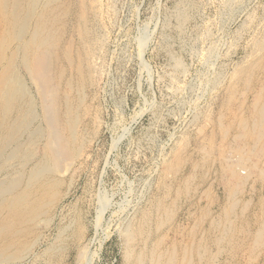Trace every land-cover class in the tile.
I'll return each instance as SVG.
<instances>
[{
  "label": "rangeland",
  "instance_id": "rangeland-1",
  "mask_svg": "<svg viewBox=\"0 0 264 264\" xmlns=\"http://www.w3.org/2000/svg\"><path fill=\"white\" fill-rule=\"evenodd\" d=\"M63 2L50 7L59 17L51 15L50 8L46 15L59 21L48 23H54L50 36L56 41L59 64L68 79L73 76L75 87L83 89L80 101L76 91L72 93L75 103L82 105L77 156L61 173L46 174L42 180L23 179L17 189L3 195L5 202L14 194L29 197L39 207L40 216L25 221V226L17 225L9 208L0 213V251L5 248L4 258H12L0 264H133L130 256L142 251L145 237L149 247L162 235V248L188 242L186 231L198 212L199 193L194 197V187L201 182V172L192 180L189 196L179 181L190 172L189 160L201 157L198 145L209 149L224 145L217 136L213 142L208 138L213 120L240 110L242 102L247 109L253 99L252 93L241 95L238 90L235 99L224 104L229 89L237 86V73L262 56L255 45L264 37V0ZM180 8L187 14L184 22L178 17ZM2 16L0 13V61L7 68L18 42L14 32L6 30L10 26ZM89 49L94 50L90 56ZM19 69L16 74L36 98L28 73ZM37 126L35 122L31 132ZM23 140L22 152H15L16 144L6 151V158L13 156L9 166L7 159L0 160V167H6L0 173V187L14 184L10 178L19 177L16 170L28 174L43 162L48 166L40 137L24 134ZM26 155L31 156L25 159ZM179 157L187 158L188 163L177 164ZM174 161L172 169L169 164ZM261 189L258 191H264ZM220 191L216 194L222 197ZM191 200L196 204L191 205ZM159 203L176 213L174 223L156 231L155 225L163 217ZM201 227L208 229V225ZM132 228L136 242L128 244L125 234Z\"/></svg>",
  "mask_w": 264,
  "mask_h": 264
},
{
  "label": "bare ground",
  "instance_id": "bare-ground-1",
  "mask_svg": "<svg viewBox=\"0 0 264 264\" xmlns=\"http://www.w3.org/2000/svg\"><path fill=\"white\" fill-rule=\"evenodd\" d=\"M57 1L59 2V0H1L0 3V13H2L6 24L8 23L7 26H10L6 30L9 32L11 29V32H14L15 40L18 42L16 52L8 58L7 68H9L7 69L5 64L3 65V60L0 61L3 68V73L0 74V160L7 159L9 166L13 156L10 154L8 158L5 157L8 148L16 144L15 152H22L25 145L23 142L25 141L23 140L24 134L31 135L32 133V136L40 137L39 141L43 146L42 153L46 159L44 161L48 164V166L44 165L42 160L43 164L38 165L28 174L25 170L23 172L16 170L15 173L17 174L15 175L19 174V177L11 175L14 178H10L14 184L11 183L8 188L5 185L0 187V213L9 208L12 215L17 218V225L35 219L36 214L37 217L40 216L37 212L39 207H34V202H31L27 196H18L12 193L13 197L5 202L3 195L17 189L18 182L23 179L28 181L42 180L46 174L61 173L77 156L76 146L79 142L78 127L81 122L82 105L75 103L76 99L72 97L74 96L72 93L76 91L77 96L81 97L80 101L82 100L83 89L81 86L80 88L75 87L72 75L70 79L67 78L65 68L60 66V57L55 47L56 41L54 43V39L50 36V32L54 31V23L58 21L54 22L55 19L51 15H55L56 12L52 11L50 7ZM42 2L44 4H41ZM40 5H42V9L39 8ZM57 6L53 8H57ZM49 8L52 13L48 15L49 20L46 22L48 18L46 14H48ZM40 9L41 12H39ZM34 16L37 20L34 19L35 25L33 26L32 19ZM59 16L58 14L55 15L56 18ZM178 17L181 22L186 20L185 9L180 8L178 10ZM51 21L54 23L52 22L50 27L48 23ZM10 38L13 36L10 35ZM255 46L262 52L261 58L242 67L237 73L235 78V85L237 86H232L229 89L228 99L225 100L224 104L228 106L229 102L235 99V93H238V90H241V95L252 93L253 99L249 102L247 109L243 108L245 103L242 102L238 106L240 110L232 111L230 115L229 113L220 114L213 120L212 134L208 138L213 142L215 138L219 137L224 140L219 143H224V145H217V148L211 149L207 146L198 145L197 150L201 157L189 160L190 172L184 175L181 180L179 179L180 187L184 188L183 193L189 196L192 180L196 178L195 176L199 171L201 172V182L194 187V197L199 193V199L196 197L198 212L195 213L194 220L190 222L191 227L186 231L188 242L184 244L171 243L162 248L164 240L162 235V237H156L149 247L147 245L149 238L145 237L143 240L145 246L143 245L142 251H139L135 256H130L135 261L133 264H147V262L148 264H264V191H258V188L264 190V37ZM93 52L94 50L89 49V56ZM19 68H24L28 73L30 82L35 88L36 98L27 88L28 86L25 80L21 78L22 76L16 74V70H20ZM81 73L83 74L82 71ZM63 83H65L64 87L66 88L62 87ZM242 114H246V116H242ZM35 122H38L39 126L31 132V127ZM28 146L32 145L29 144ZM30 156L24 157L26 159ZM177 159L176 162L179 165L188 163L185 162L187 158L179 157ZM25 162L20 163V165L25 167ZM174 164L175 161L169 166L173 167ZM3 167L5 165L0 167V173L2 169L6 168ZM209 176L210 180H207ZM219 190L223 191L222 197L216 194ZM202 201H206L204 205H201ZM188 202L192 203L191 205L196 204V201ZM27 210L30 213H27ZM156 210L158 211V209ZM159 212L163 214V217L158 219L155 225L156 231L163 228L166 223L173 222L171 220L176 213L170 210V207L167 208L160 203ZM43 213H45L44 209ZM202 225H208V229L200 228ZM132 230L133 228L128 229L125 234V240L128 244L135 241L134 235L136 234ZM183 238H185L184 235ZM10 245L13 246V244ZM4 249L2 248L0 251V263H8L12 259L4 258ZM129 253L125 254L129 255Z\"/></svg>",
  "mask_w": 264,
  "mask_h": 264
}]
</instances>
